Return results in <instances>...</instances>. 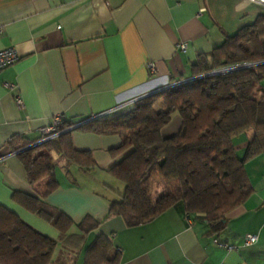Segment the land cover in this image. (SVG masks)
<instances>
[{
	"label": "crops",
	"instance_id": "0c3cea01",
	"mask_svg": "<svg viewBox=\"0 0 264 264\" xmlns=\"http://www.w3.org/2000/svg\"><path fill=\"white\" fill-rule=\"evenodd\" d=\"M263 14V6L247 0H0V46H12L19 55L0 70V205L25 224L17 238L40 233L54 241L49 264H84V251L99 234L118 250V264H264V151L244 162L252 191L222 221L187 218L178 204L129 227L120 217L105 218L112 197L99 192L93 178L95 170L104 173L115 161L109 150L118 136L78 127L93 117L122 114L171 77L188 76L198 55L209 54L225 35ZM179 42L186 44L183 51ZM17 95L21 107L14 102ZM55 116L75 122L74 148L90 151L97 165L86 172L54 155L60 161L58 187L45 201L74 223L85 215L100 222L65 243L48 223L10 200L13 191L34 194L10 142L37 141L39 129ZM179 118H170L172 129L160 134H174ZM246 132L234 142L240 157L252 136ZM46 182L41 180L40 188ZM249 234L256 242L244 245ZM10 246L4 241L0 250Z\"/></svg>",
	"mask_w": 264,
	"mask_h": 264
},
{
	"label": "trees",
	"instance_id": "16d2710c",
	"mask_svg": "<svg viewBox=\"0 0 264 264\" xmlns=\"http://www.w3.org/2000/svg\"><path fill=\"white\" fill-rule=\"evenodd\" d=\"M228 67L232 69L211 74ZM263 81L264 14L225 35L209 54L198 55L188 76L171 77L168 86L137 99L122 114L92 118L78 126L119 138L118 145L109 150L115 161L105 171L121 183V188L105 184L113 195L105 218L117 216L132 227L181 204L187 218L208 223L225 219L252 191L244 162L264 151ZM174 113L180 117L178 130L162 136V126ZM74 124L62 119L56 138L29 148L35 141L22 138L10 142V150L19 156L34 192L13 191L11 202L53 227L62 243L100 224L90 215L74 223L45 201L58 187L54 155L86 172L97 167L90 151L74 148L70 135ZM246 131L252 136L244 156L239 157L235 138ZM43 179L47 182L40 188ZM153 179L166 187L155 197L150 194ZM21 226H25L23 221L0 205V247L4 241L11 243L8 251L0 250V264H49L54 241L40 233L17 238ZM84 264H118V250L111 239L97 235L84 251Z\"/></svg>",
	"mask_w": 264,
	"mask_h": 264
},
{
	"label": "built area",
	"instance_id": "2783aa9c",
	"mask_svg": "<svg viewBox=\"0 0 264 264\" xmlns=\"http://www.w3.org/2000/svg\"><path fill=\"white\" fill-rule=\"evenodd\" d=\"M247 1H249L251 3H256V4L264 7V0H247ZM1 33H2V29L0 28V34ZM185 47H186V44L183 42H179L177 44V48L179 50L183 51L185 49ZM18 57H19V55H18V53L14 47L8 46V45L7 46H0V70H2L3 68H5L11 64H13L14 62H16L18 60ZM148 68L153 70L154 69L153 63H148ZM230 69H232V68L231 67L222 68V69L213 71L211 74H217V73H220L221 71H227ZM5 85L10 89L14 88V85H12V84L7 83ZM166 86H168V85H166ZM166 86H164V87H166ZM14 102H15L17 107L22 106V101L18 95L15 96ZM97 118H99V117H93V119H97ZM62 119L63 118L61 116H55L48 125L41 127L39 129V132H40L39 139L37 141H35L33 144L29 145L27 148L34 146L36 144H40L42 142H46V141L51 140L53 138H56L61 132L60 130H58V126L60 125ZM256 239H257L256 235H253V234L246 235L243 238V244L244 245H251V244L256 242ZM213 241L218 246L224 247L228 250H231L234 248L233 245H228L226 243L219 242L216 239H214Z\"/></svg>",
	"mask_w": 264,
	"mask_h": 264
},
{
	"label": "rangeland",
	"instance_id": "374dc122",
	"mask_svg": "<svg viewBox=\"0 0 264 264\" xmlns=\"http://www.w3.org/2000/svg\"><path fill=\"white\" fill-rule=\"evenodd\" d=\"M174 117H179V115L177 113L172 114L171 118ZM180 119V118H179ZM172 125H173V120L171 122H168L167 124H165L164 126H162V131L164 132H169L172 129ZM252 133L251 131L246 132V134H250ZM240 157V155H238ZM59 160L55 161L56 164V168L59 170ZM95 177H93L95 179V184L97 185V188L99 190V192H102L103 194H106L107 196L109 195L110 197H113L112 192L109 191L105 185H101L103 182V184H108L110 186H112L113 188H121V183L119 181H117L113 176H111L109 173H107L106 171L103 172H98L97 170H95ZM93 183V182H91ZM99 183V184H97ZM86 184V183H83ZM165 185L163 182H161L159 179H153L151 181V188H150V194L152 197H155L157 194H159L162 191H165Z\"/></svg>",
	"mask_w": 264,
	"mask_h": 264
}]
</instances>
